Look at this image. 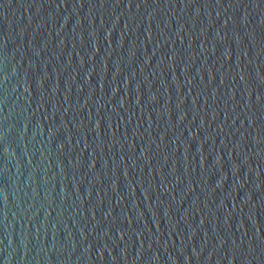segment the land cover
Masks as SVG:
<instances>
[{"label": "water", "instance_id": "95a60500", "mask_svg": "<svg viewBox=\"0 0 264 264\" xmlns=\"http://www.w3.org/2000/svg\"><path fill=\"white\" fill-rule=\"evenodd\" d=\"M0 264H264V0H0Z\"/></svg>", "mask_w": 264, "mask_h": 264}]
</instances>
